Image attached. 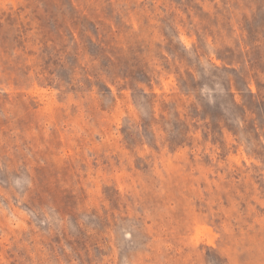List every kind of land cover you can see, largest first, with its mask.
Masks as SVG:
<instances>
[{
    "label": "rangeland",
    "instance_id": "obj_1",
    "mask_svg": "<svg viewBox=\"0 0 264 264\" xmlns=\"http://www.w3.org/2000/svg\"><path fill=\"white\" fill-rule=\"evenodd\" d=\"M0 264H264V0H0Z\"/></svg>",
    "mask_w": 264,
    "mask_h": 264
}]
</instances>
